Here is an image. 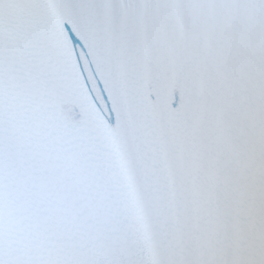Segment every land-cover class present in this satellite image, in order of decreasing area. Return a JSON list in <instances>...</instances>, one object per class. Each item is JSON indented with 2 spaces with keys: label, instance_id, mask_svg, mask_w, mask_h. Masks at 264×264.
<instances>
[{
  "label": "snow or ice",
  "instance_id": "1",
  "mask_svg": "<svg viewBox=\"0 0 264 264\" xmlns=\"http://www.w3.org/2000/svg\"><path fill=\"white\" fill-rule=\"evenodd\" d=\"M0 264H264V0H0Z\"/></svg>",
  "mask_w": 264,
  "mask_h": 264
}]
</instances>
